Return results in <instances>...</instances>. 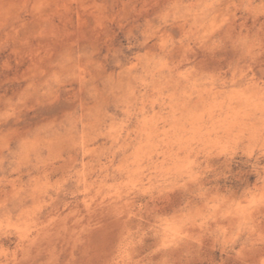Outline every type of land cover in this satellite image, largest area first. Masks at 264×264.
Listing matches in <instances>:
<instances>
[{
    "label": "rangeland",
    "instance_id": "obj_1",
    "mask_svg": "<svg viewBox=\"0 0 264 264\" xmlns=\"http://www.w3.org/2000/svg\"><path fill=\"white\" fill-rule=\"evenodd\" d=\"M0 264H264V0H0Z\"/></svg>",
    "mask_w": 264,
    "mask_h": 264
}]
</instances>
